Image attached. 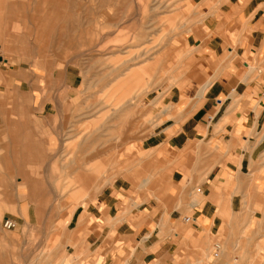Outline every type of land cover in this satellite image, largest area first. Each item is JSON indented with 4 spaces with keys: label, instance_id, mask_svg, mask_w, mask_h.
Masks as SVG:
<instances>
[{
    "label": "crops",
    "instance_id": "obj_1",
    "mask_svg": "<svg viewBox=\"0 0 264 264\" xmlns=\"http://www.w3.org/2000/svg\"><path fill=\"white\" fill-rule=\"evenodd\" d=\"M177 1L151 81L121 82L57 0H0V264H264V0Z\"/></svg>",
    "mask_w": 264,
    "mask_h": 264
},
{
    "label": "rangeland",
    "instance_id": "obj_2",
    "mask_svg": "<svg viewBox=\"0 0 264 264\" xmlns=\"http://www.w3.org/2000/svg\"><path fill=\"white\" fill-rule=\"evenodd\" d=\"M57 1L58 11L66 14L67 20L64 23H68L73 31L77 44L73 53L80 57H90L89 64L80 65H89L91 73L86 75L88 78L102 81L110 77L121 82L131 79L128 70L130 65L137 69V78L151 81L153 69L149 60L160 53L168 39L182 32L181 24L185 21V14L181 13L177 0ZM5 51L2 47L0 55L8 57V51ZM95 101L98 102L97 99ZM145 103L141 101L139 104V114L145 110ZM148 117L141 115L138 118L139 138L148 134ZM106 129L107 139L111 138L113 130L108 127ZM124 137L122 135V140ZM127 145L124 141H107V162L112 161L119 152L123 156Z\"/></svg>",
    "mask_w": 264,
    "mask_h": 264
},
{
    "label": "built area",
    "instance_id": "obj_3",
    "mask_svg": "<svg viewBox=\"0 0 264 264\" xmlns=\"http://www.w3.org/2000/svg\"><path fill=\"white\" fill-rule=\"evenodd\" d=\"M186 220L189 221L190 218H187ZM16 225H17L16 222L12 218H9V217L5 218V220L3 221V227L8 230L15 228Z\"/></svg>",
    "mask_w": 264,
    "mask_h": 264
}]
</instances>
